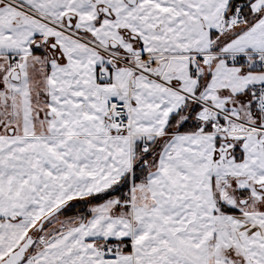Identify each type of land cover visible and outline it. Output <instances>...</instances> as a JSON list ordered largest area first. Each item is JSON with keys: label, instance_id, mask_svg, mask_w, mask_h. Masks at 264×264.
<instances>
[{"label": "snow or ice", "instance_id": "snow-or-ice-1", "mask_svg": "<svg viewBox=\"0 0 264 264\" xmlns=\"http://www.w3.org/2000/svg\"><path fill=\"white\" fill-rule=\"evenodd\" d=\"M0 264H264V0H0Z\"/></svg>", "mask_w": 264, "mask_h": 264}]
</instances>
